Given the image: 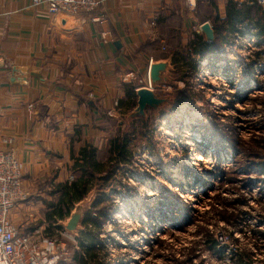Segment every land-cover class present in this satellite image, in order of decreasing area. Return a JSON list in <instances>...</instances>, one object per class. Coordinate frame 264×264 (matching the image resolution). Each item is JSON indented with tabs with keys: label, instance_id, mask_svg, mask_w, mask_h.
Masks as SVG:
<instances>
[{
	"label": "rangeland",
	"instance_id": "rangeland-1",
	"mask_svg": "<svg viewBox=\"0 0 264 264\" xmlns=\"http://www.w3.org/2000/svg\"><path fill=\"white\" fill-rule=\"evenodd\" d=\"M194 29L186 30L187 39ZM174 36L178 43L180 35ZM249 45L239 39L232 45L216 42V54L200 61L202 70L190 77L184 66L174 65L167 83L157 89L170 102L158 111L148 109L147 116L133 121L106 116L100 162L109 160L112 140L120 132L133 133L134 139L130 163L75 203L87 204L88 210L94 197V204L101 196L110 197L98 208L111 205L112 216L97 233L103 246L91 264H232L230 253L220 257L210 240L234 249L249 242L241 232H264V173L254 170L259 159L249 155L264 148V56L250 77L248 65L260 48ZM199 155L209 163L200 162ZM71 177L68 183L78 175ZM56 186L26 192L28 199L12 214L19 213L21 230L42 229L43 236L65 244L73 259L75 243L59 227L69 208L53 207L61 197L54 194ZM224 215L235 216L233 224ZM232 235L240 240L237 246ZM256 241V246L264 244ZM254 253L255 264H264V252Z\"/></svg>",
	"mask_w": 264,
	"mask_h": 264
},
{
	"label": "crops",
	"instance_id": "crops-1",
	"mask_svg": "<svg viewBox=\"0 0 264 264\" xmlns=\"http://www.w3.org/2000/svg\"><path fill=\"white\" fill-rule=\"evenodd\" d=\"M102 2L105 20L94 23L52 15L32 0H0V151H12L23 163L25 192L68 183L72 157L85 146H95L99 156L106 116L135 109L137 96L130 89L150 60H167L171 51L187 48L193 36L187 39L186 30L204 36L199 32L204 23L212 26L214 18L226 17L227 0ZM174 33L181 37L178 43ZM11 217L17 223L20 215ZM83 229L70 237L73 260L76 254L86 258L81 245L89 229L84 224Z\"/></svg>",
	"mask_w": 264,
	"mask_h": 264
},
{
	"label": "trees",
	"instance_id": "trees-1",
	"mask_svg": "<svg viewBox=\"0 0 264 264\" xmlns=\"http://www.w3.org/2000/svg\"><path fill=\"white\" fill-rule=\"evenodd\" d=\"M252 4H241L235 0H227L226 3V17L220 19L219 17L212 20V26L215 31L216 39L213 43L206 42L203 35L194 33L191 41L185 53L174 52L173 65L184 66L185 76L199 74L202 70L200 61L207 60L213 57L215 53V43L234 44L239 38L252 37L255 39V46L260 48V51L254 54L250 64L248 65V71H250V77L255 74V69L258 65H261L260 59L264 56V10L256 3L255 0H250ZM135 87L130 89L132 96L136 98ZM130 94V95H131ZM136 107V102L132 103L131 109ZM264 124V118L261 122ZM264 127V126H263ZM134 139L133 133L120 132L113 140L111 144L110 158L107 162H99L97 159L98 149L95 146H85L81 149L78 156H73L75 164L72 168L74 174L78 175L71 183L58 185L55 187L54 194H60V200L58 205L53 207L67 206L68 214L71 212V206L75 203L83 200L90 192L91 188L96 185L101 186L112 181L118 172L122 169V166L130 163L131 152L130 146ZM260 140H264L263 137ZM260 142V141H259ZM263 144V143H262ZM254 147V146H253ZM262 152H249V155L255 159H259L258 164L255 165L256 171L264 173V148L261 146ZM260 150V149H259ZM256 155V156H255ZM102 195V194H101ZM109 196L104 195L98 198L94 204L92 210L87 214L84 225L89 229L84 234L85 244L81 245V248L85 252L86 258L80 257L78 254L74 256V262L83 264H91L96 258H98L99 249L102 248L103 242L99 239V231L102 230L106 221L111 219V205L98 209L99 206L108 202ZM60 211L61 219L63 216L62 210ZM51 218V216H49ZM235 216H223L222 219L232 223ZM233 224V223H232ZM91 227V228H89ZM248 243H243L242 246L230 249L229 246L221 247L216 241L210 240L212 243L211 249L215 250L219 256H225L230 253L232 264H255L254 249H259L264 252V244L257 245V239L264 240V232L251 231L241 232ZM232 244H240L239 238L231 237ZM255 240V242H252ZM76 263V264H78Z\"/></svg>",
	"mask_w": 264,
	"mask_h": 264
},
{
	"label": "built area",
	"instance_id": "built-area-1",
	"mask_svg": "<svg viewBox=\"0 0 264 264\" xmlns=\"http://www.w3.org/2000/svg\"><path fill=\"white\" fill-rule=\"evenodd\" d=\"M255 1L264 10V0ZM102 3V0H32L33 6H44L52 15L86 17L94 23L105 20L104 14L99 13ZM189 5L194 6L193 3ZM239 40L247 45L255 46L256 43L249 36ZM149 67L146 76L139 79L135 92L140 88H151ZM127 77L132 79L131 74ZM24 170L23 163L12 151H0V264H76L67 257L68 248L58 239L43 236L42 229L23 231L12 220L13 211L28 199L23 188Z\"/></svg>",
	"mask_w": 264,
	"mask_h": 264
},
{
	"label": "water",
	"instance_id": "water-1",
	"mask_svg": "<svg viewBox=\"0 0 264 264\" xmlns=\"http://www.w3.org/2000/svg\"><path fill=\"white\" fill-rule=\"evenodd\" d=\"M200 31L204 34L205 40L208 43H213L216 39L215 31L210 23H204ZM118 49H122L120 42H115ZM173 58L169 57L167 60L152 61L149 67V79L151 88H140L136 92L137 107L128 114L130 121L137 119L139 116H147V110L158 111L162 106L168 104L170 99L160 96L157 93L163 84L167 83L168 75L173 70ZM100 189L98 186L97 191ZM87 196L83 198L84 199ZM95 202V197L92 199V204L89 205L88 210H85V204H75V209L71 210L68 217H65L63 221L59 223V227L63 229L66 235L71 238H77L79 232H83V224L85 223L86 215L91 211V207Z\"/></svg>",
	"mask_w": 264,
	"mask_h": 264
},
{
	"label": "bare ground",
	"instance_id": "bare-ground-1",
	"mask_svg": "<svg viewBox=\"0 0 264 264\" xmlns=\"http://www.w3.org/2000/svg\"><path fill=\"white\" fill-rule=\"evenodd\" d=\"M198 160H199L200 162L209 163V160L206 159V158H205L204 156H202V155H199V156H198Z\"/></svg>",
	"mask_w": 264,
	"mask_h": 264
}]
</instances>
